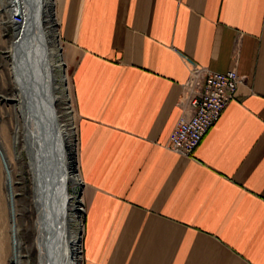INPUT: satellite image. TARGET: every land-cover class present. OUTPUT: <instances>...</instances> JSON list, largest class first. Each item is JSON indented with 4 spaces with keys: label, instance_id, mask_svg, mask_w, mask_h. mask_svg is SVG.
<instances>
[{
    "label": "crops",
    "instance_id": "crops-1",
    "mask_svg": "<svg viewBox=\"0 0 264 264\" xmlns=\"http://www.w3.org/2000/svg\"><path fill=\"white\" fill-rule=\"evenodd\" d=\"M74 52L83 264H264V0H54ZM192 65L245 77L192 157Z\"/></svg>",
    "mask_w": 264,
    "mask_h": 264
},
{
    "label": "bare ground",
    "instance_id": "bare-ground-1",
    "mask_svg": "<svg viewBox=\"0 0 264 264\" xmlns=\"http://www.w3.org/2000/svg\"><path fill=\"white\" fill-rule=\"evenodd\" d=\"M0 3L3 6L4 1ZM3 11L10 15L9 24L15 31L10 46L15 80L13 101L22 128H16L13 139L16 144L22 130L33 184L34 245L38 264H78L81 236L74 227L80 222L82 203L70 196V187L82 189L83 183L77 172L76 148L70 131L60 122L56 110L60 100L59 83L64 82V78L58 79L54 72L64 64L55 29L54 0H7ZM15 13L22 16L19 24L12 21ZM0 150L7 165L1 146ZM8 174L6 188L14 238L13 260L14 264H22L9 169Z\"/></svg>",
    "mask_w": 264,
    "mask_h": 264
},
{
    "label": "rangeland",
    "instance_id": "rangeland-1",
    "mask_svg": "<svg viewBox=\"0 0 264 264\" xmlns=\"http://www.w3.org/2000/svg\"><path fill=\"white\" fill-rule=\"evenodd\" d=\"M3 1V6L0 3V22H6L7 24H0V146L7 159V168L10 171L12 179L15 197L17 234L21 242V262L22 264H38L37 250L34 245V222L36 212L32 202L33 184L29 168V156L25 149L21 134L22 130L19 132V139L16 144H14L13 139L16 128H22V125L19 114L15 111V102L13 101L15 95V80L12 75L13 69L10 46L14 41L15 31L13 26L9 24V21H11L10 15L3 11V7L7 4V0ZM57 21L55 22V29L58 30L59 54L61 55L60 57L64 65L62 69H56L54 73L58 79L64 78V82L61 84L59 83L61 91L59 92L60 100L57 102L56 110L60 122L68 126L70 131L71 142L76 148V164L79 174L77 159V117L72 100L71 88V64L74 59V52L69 50L61 39L60 25ZM70 196L80 200V203H82L80 206L82 209V216L80 217V222L76 223L74 229L76 233H79L81 236L78 264H83L82 239L84 232V215L86 211L84 186L82 189L71 186ZM7 198L6 173L0 159V264H14V238L10 228L11 222Z\"/></svg>",
    "mask_w": 264,
    "mask_h": 264
},
{
    "label": "built area",
    "instance_id": "built-area-1",
    "mask_svg": "<svg viewBox=\"0 0 264 264\" xmlns=\"http://www.w3.org/2000/svg\"><path fill=\"white\" fill-rule=\"evenodd\" d=\"M21 19L22 16L16 13L12 17L16 24ZM244 78L236 70L217 73L192 65L185 87L187 110L171 131L165 148L184 157H192L205 134L233 100L237 86Z\"/></svg>",
    "mask_w": 264,
    "mask_h": 264
},
{
    "label": "water",
    "instance_id": "water-1",
    "mask_svg": "<svg viewBox=\"0 0 264 264\" xmlns=\"http://www.w3.org/2000/svg\"><path fill=\"white\" fill-rule=\"evenodd\" d=\"M0 159H1L4 171L8 174V169H7V165H6V162H5V158H4L1 150H0Z\"/></svg>",
    "mask_w": 264,
    "mask_h": 264
}]
</instances>
